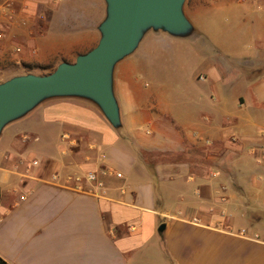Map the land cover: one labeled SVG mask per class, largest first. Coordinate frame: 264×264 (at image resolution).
<instances>
[{
  "label": "crops",
  "instance_id": "obj_1",
  "mask_svg": "<svg viewBox=\"0 0 264 264\" xmlns=\"http://www.w3.org/2000/svg\"><path fill=\"white\" fill-rule=\"evenodd\" d=\"M12 1L11 76L96 45L70 18L91 0ZM184 10L189 36L149 30L116 64L119 127L53 97L3 128L4 264H264V0Z\"/></svg>",
  "mask_w": 264,
  "mask_h": 264
},
{
  "label": "water",
  "instance_id": "obj_2",
  "mask_svg": "<svg viewBox=\"0 0 264 264\" xmlns=\"http://www.w3.org/2000/svg\"><path fill=\"white\" fill-rule=\"evenodd\" d=\"M186 0H105V17L98 25L95 46L62 60L48 73L27 72L0 82V134L38 104L53 97H81L93 101L114 127L121 125L114 92L116 64L133 53L149 30L189 36L193 24L185 13ZM165 224H161L163 230Z\"/></svg>",
  "mask_w": 264,
  "mask_h": 264
},
{
  "label": "rangeland",
  "instance_id": "obj_3",
  "mask_svg": "<svg viewBox=\"0 0 264 264\" xmlns=\"http://www.w3.org/2000/svg\"><path fill=\"white\" fill-rule=\"evenodd\" d=\"M1 1V0H0ZM91 4L87 5L86 9V13H74L70 16L71 20L74 21V23L79 24L80 27V31L85 34V36H89V33L94 32L95 34V38H96V43L98 42V39L100 37V32L97 28V22L99 20V15L101 20L105 17V13H106V3L105 0H101V11L100 14L98 12V3L97 0H91L90 1ZM89 3V1H88ZM95 3V4H94ZM83 23L85 24V28L82 27ZM94 26L93 31H89V27ZM82 27V28H81ZM72 28V27H71ZM72 31V29H71ZM1 42V39H0ZM35 65V64H34ZM33 68H24L25 73L27 72H34V73H39V74H43V73H47L50 72L54 67L49 68V67H44V66H32ZM14 64H4L3 66H0V82L8 79L11 77V75L14 73ZM30 70V71H29ZM159 255L155 256L154 258H158ZM157 263V262H154Z\"/></svg>",
  "mask_w": 264,
  "mask_h": 264
},
{
  "label": "built area",
  "instance_id": "obj_4",
  "mask_svg": "<svg viewBox=\"0 0 264 264\" xmlns=\"http://www.w3.org/2000/svg\"><path fill=\"white\" fill-rule=\"evenodd\" d=\"M1 4L3 5V8L5 10V14L7 16L9 15L12 18L13 1L12 0H1ZM4 38H5V32L3 30H0V39L2 40ZM87 178L89 180H95L96 176H95L93 171H89V172H87ZM242 231H244V230H242Z\"/></svg>",
  "mask_w": 264,
  "mask_h": 264
},
{
  "label": "trees",
  "instance_id": "obj_5",
  "mask_svg": "<svg viewBox=\"0 0 264 264\" xmlns=\"http://www.w3.org/2000/svg\"><path fill=\"white\" fill-rule=\"evenodd\" d=\"M53 69H54V68H53ZM53 69H52V70H53ZM52 70H51V71H52ZM29 71H30V70H29ZM47 73H48V72H47ZM0 264H4V262H3L1 259H0Z\"/></svg>",
  "mask_w": 264,
  "mask_h": 264
}]
</instances>
